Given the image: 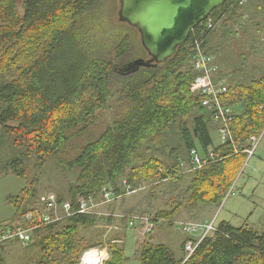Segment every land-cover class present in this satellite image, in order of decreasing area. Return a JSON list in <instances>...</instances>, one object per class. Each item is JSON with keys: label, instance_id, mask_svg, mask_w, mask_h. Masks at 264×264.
I'll return each mask as SVG.
<instances>
[{"label": "trees", "instance_id": "16d2710c", "mask_svg": "<svg viewBox=\"0 0 264 264\" xmlns=\"http://www.w3.org/2000/svg\"><path fill=\"white\" fill-rule=\"evenodd\" d=\"M99 1L0 0V128L21 151L4 168L27 183L20 194L7 197L15 214L0 224V233L38 209V179L27 175L25 159L34 157L36 169L52 159L66 171L76 170L68 197L57 195L74 207L79 195L97 200L104 187L125 200L124 181L148 188L139 203L144 208L126 214L149 215L154 223L170 221L171 226L183 211L222 205L249 157L251 136L260 137L264 131V71L258 77L244 75L246 49L239 53V69L230 71L236 67L235 55L231 49L221 53L219 47L229 36L236 41L234 28H242L245 18L262 32L258 18L264 0H227L212 12L214 28L208 36L202 33L206 20L166 62L130 72V62L148 55L135 27L122 22L127 25L124 31L97 43L83 33ZM198 39H204L206 52L215 56L218 71L213 79L225 81L228 93L223 101L235 112L225 144L214 143L219 124L202 105L204 98L191 90L198 73L192 69L189 43ZM262 42L264 47V36ZM225 52L227 61L222 60ZM210 147L215 159L185 173L192 150L206 153ZM161 195L166 202L156 209ZM109 217L76 214L43 226L33 232L27 247L37 249L38 264H80L86 251L102 245L103 232L93 230L113 222ZM122 221L130 225L129 216ZM255 227L222 221L190 257L185 252L180 259L148 232L139 258L141 264H264V221L262 228ZM117 240L107 243L110 258L105 264H125L126 250ZM5 245L0 264H5ZM107 255L104 250L103 261Z\"/></svg>", "mask_w": 264, "mask_h": 264}, {"label": "rangeland", "instance_id": "374dc122", "mask_svg": "<svg viewBox=\"0 0 264 264\" xmlns=\"http://www.w3.org/2000/svg\"><path fill=\"white\" fill-rule=\"evenodd\" d=\"M120 7V0L99 1V4L91 11L83 26V33L88 34V39L89 41L91 40V43H97L102 37H110L112 34L118 31H124L127 28V25L119 21L118 12ZM19 8L24 12L22 5L19 6ZM258 19L259 22L262 23V32L259 31L256 23H249L247 22L249 20L245 18L241 25L242 28L233 24L235 26L234 31H237L235 36L236 41L229 36L227 39H223L222 44L219 45L221 53L224 52L225 49H231L232 54L235 55L236 67H232L230 71L234 68L239 69L241 66V60L239 59L241 49H246L248 53L247 59L241 66L245 76L248 74V76L258 77L264 71V47L262 44L264 36V10L259 15ZM217 31L218 37L222 28L219 27ZM137 38L141 40V36ZM216 43L217 40L214 39V44L216 45ZM252 47H255L256 51L253 52L251 50ZM148 57L147 55L141 58L148 59ZM222 57L225 58H222V60L227 61V52H225ZM236 77L237 79L240 78L239 71L236 72ZM213 139L215 144L220 143L217 132L213 133ZM260 139L255 155L251 158L248 157L239 171V175L234 183V194L226 198L219 207L216 205H207L205 207L202 206L198 209L190 210V212L183 211L175 222L178 220L202 222L216 218L217 224L222 221H229L237 227L245 224L252 227H261L264 221V131ZM0 140L2 141V143H0V224H4L12 220L15 214L13 206L7 203V197L20 194L27 183L24 178L16 176L12 174L10 170L4 168V165L13 158L20 156L21 151L12 145L10 137L4 133L2 128H0ZM25 160L24 165L27 175L32 180H34L35 177L38 179V200L49 193H54L56 196H63L65 198L68 197L69 185L75 182L77 176L76 170L66 171L59 167L52 159L48 161L43 169H36V160L34 157ZM181 187H183V184ZM163 189L164 187L161 188V191ZM147 195L148 188L146 190L143 188V190L138 193L125 196V200L120 198L111 203H105L101 197L96 200V210L103 214L99 215V218H101V220H108L110 215L114 219L113 222L102 223L93 230L94 233L100 230L103 232L102 245L92 249L99 251L101 262L104 258V250H107V257H109L105 258L103 264L110 258V251L107 243L114 241V239H118L116 243L125 247L128 257L127 260L130 264H140L139 250L145 235L148 233L146 230L147 226L145 223L139 221L135 223V227L133 226V228L129 223L128 226H126L122 220L124 217L131 216L126 214L127 211L134 208H137L139 211L141 208H144V206L139 207V203L145 200ZM166 199L167 197L161 195L158 201L155 202L154 207H156V209L163 207ZM148 216L149 215H147V217ZM168 226V224L158 225V229L153 232L154 242L160 244L164 243L162 236L167 234L168 243L172 246L171 248L176 251H174V253L180 255L182 252V239L179 237H181V234L184 236L182 229L178 225ZM153 230H155V228ZM26 247L18 241L7 243L5 245V251L2 253V262L5 264H38L39 255L37 249L32 246ZM137 254L138 256L135 258ZM82 261L83 258L81 264Z\"/></svg>", "mask_w": 264, "mask_h": 264}, {"label": "built area", "instance_id": "2783aa9c", "mask_svg": "<svg viewBox=\"0 0 264 264\" xmlns=\"http://www.w3.org/2000/svg\"><path fill=\"white\" fill-rule=\"evenodd\" d=\"M207 20L208 22L205 25H203L205 21L201 24L203 25L202 33L204 36H208L214 28L213 21L209 18ZM204 39L191 40L189 43L194 53L191 62L192 69L198 73L191 85V90L204 98L202 105L213 113L215 120L219 124L217 130L220 138L219 144H225L231 138V125L234 120L235 112L233 108L223 101L228 93L227 84L224 80L214 81L213 79L218 71V66L214 55L206 52ZM260 137L251 136L252 148L247 151L249 158L255 155L261 140ZM213 149L214 147H210L206 153L201 152L199 149H193L191 152L190 165L186 167L185 173L199 171L211 163L215 159ZM124 185L126 188V195L138 193L142 191L143 188L145 189V187L142 186L137 188L133 185H129L126 181H124ZM234 188L235 186L232 187L226 198L234 194ZM100 197L105 203H111L114 200L122 198L121 195L115 194V192L108 187L102 189ZM95 202L96 200L92 196L79 195L76 199V207H74L73 203L70 201L60 202L54 193L42 196L39 200L36 212L27 214L24 219L8 230L0 233V254L3 246L8 242L18 241L24 247L28 246L31 243L33 232L43 226L63 221L76 214L103 215L96 210L97 204ZM129 220L131 226H135V223L139 221L145 223L148 232H152L157 225L169 224L170 222L159 221L158 223H154V221H152L153 219L150 217L139 218L134 216H130ZM216 222V218L202 222L181 220L171 222V226H180L182 231L188 236L185 243L187 257H190L195 252L198 245L207 236L217 231L218 224ZM26 225H29V227H26Z\"/></svg>", "mask_w": 264, "mask_h": 264}, {"label": "water", "instance_id": "95a60500", "mask_svg": "<svg viewBox=\"0 0 264 264\" xmlns=\"http://www.w3.org/2000/svg\"><path fill=\"white\" fill-rule=\"evenodd\" d=\"M227 0H120L119 21L135 27L149 59L138 58L127 71L166 62L187 43L191 32Z\"/></svg>", "mask_w": 264, "mask_h": 264}, {"label": "crops", "instance_id": "0c3cea01", "mask_svg": "<svg viewBox=\"0 0 264 264\" xmlns=\"http://www.w3.org/2000/svg\"><path fill=\"white\" fill-rule=\"evenodd\" d=\"M215 57V56H214ZM166 226V225H165ZM169 227V226H168ZM156 229H158V225L155 227V230H153L152 231V234H153V232L154 231H156ZM182 233L184 234V236L181 234V237H179V236H177V237H179V238H181L182 239V242H181V245H182V252H181V254L180 255H176L175 253H174V249L173 248H171L172 246L168 243V238H167V234H165V235H163L162 236V240H163V242L164 243H162V244H164V245H166V246H168L169 248H170V250L175 254V256L178 258V259H180V258H182L183 256H185V250H184V246H183V244H184V242L186 241V239L188 238V236L182 231ZM154 235V234H153ZM157 244H160V243H157ZM126 250V249H125ZM176 252V251H175ZM126 256H127V254H126ZM137 256H138V254L136 255V257L135 258H137ZM128 258V257H127ZM139 261H140V258H139ZM125 264H130L129 262H128V260L126 259V262H125ZM131 264H135V263H131ZM140 264H141V261H140Z\"/></svg>", "mask_w": 264, "mask_h": 264}, {"label": "bare ground", "instance_id": "6f19581e", "mask_svg": "<svg viewBox=\"0 0 264 264\" xmlns=\"http://www.w3.org/2000/svg\"><path fill=\"white\" fill-rule=\"evenodd\" d=\"M101 257L98 250H90L86 255L83 257L82 264H100Z\"/></svg>", "mask_w": 264, "mask_h": 264}]
</instances>
